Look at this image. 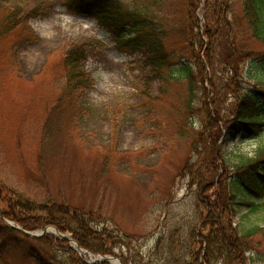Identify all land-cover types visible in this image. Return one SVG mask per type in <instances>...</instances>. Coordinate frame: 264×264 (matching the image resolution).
I'll return each mask as SVG.
<instances>
[{
  "label": "rangeland",
  "instance_id": "1",
  "mask_svg": "<svg viewBox=\"0 0 264 264\" xmlns=\"http://www.w3.org/2000/svg\"><path fill=\"white\" fill-rule=\"evenodd\" d=\"M68 1L0 0V27L5 26L7 16L22 11L19 27L0 38V179L36 200L44 199L48 188L63 201L101 208L106 226L121 241L116 254L128 258V264H146L154 260L152 248L164 232L182 229L186 233L197 223L194 196L188 193L186 182L177 178L189 149L159 132L155 119L159 110L144 96L147 69L143 54L119 51L109 30L90 14L69 11ZM121 1L124 9L144 3ZM168 1L174 4L179 21H185L190 40L193 30L203 35L206 48L201 55L207 57L205 0L192 14L185 9V0ZM40 5L42 15H33ZM194 13L198 23L193 26L190 16ZM242 39L264 51V45ZM217 44L214 68L219 70L224 68L225 45ZM80 47L86 50L82 69L91 86L70 103L62 100L64 54ZM183 47L182 43L179 48ZM242 75L246 85L254 84L253 79L264 77V69L245 65ZM159 86L158 81L151 84L147 90L151 97L159 96ZM206 86L210 87L209 80ZM230 99L224 106L227 111L234 103ZM164 111L169 117V110ZM46 120L55 129L41 161L45 151L41 131ZM259 141L246 135L235 143L226 135L220 139L225 149L237 147L250 154ZM235 208L234 223L241 232L264 226L260 211L251 212L243 205ZM254 240L263 253L264 237L258 235ZM180 248L162 264L177 262L183 252ZM0 264L34 263L19 249L14 255H0Z\"/></svg>",
  "mask_w": 264,
  "mask_h": 264
},
{
  "label": "trees",
  "instance_id": "2",
  "mask_svg": "<svg viewBox=\"0 0 264 264\" xmlns=\"http://www.w3.org/2000/svg\"><path fill=\"white\" fill-rule=\"evenodd\" d=\"M201 1L185 0V9L192 14ZM66 6L69 11L97 17L113 34L119 51L143 54L147 69L144 96L159 110L155 111L159 132L189 149L177 178L186 182L188 193L194 196L197 223L186 233L182 229L164 232L152 248L154 260L146 264H162L178 246L183 252L174 264H264V252L254 240L258 235L264 237V226L241 232L234 223L237 205L264 216V77L253 79L255 83L248 87L242 75L245 65L264 69V51L255 50L242 39L264 45V0H205V36L209 39L205 58L201 55L206 48L203 35L193 30L190 40L185 21H179L174 4L168 0H144L129 9H124L121 0H69ZM41 9V5L35 7L33 15H42ZM21 13L7 16L5 26L0 27V38L19 27ZM190 17L193 26L197 25L195 13ZM219 41L225 45V61L221 62L224 68L218 70L214 68V56ZM86 57L83 47L64 54L62 100L73 103L91 86L82 69ZM155 81L160 84L159 96L151 97L147 90ZM230 97L234 103L227 111L224 106ZM54 129L55 125L46 120L41 131L45 150L41 161ZM224 130L233 142L241 135L262 141L251 154L237 147L227 150L220 144ZM0 203L4 205L3 218L27 230L55 226L63 233H72L82 248L96 254H114L121 243L106 226L101 208L63 201L48 188L46 197L36 200L0 179ZM19 249L34 264H87L67 241L51 235L28 238L0 218V255H14ZM121 258L128 264V258Z\"/></svg>",
  "mask_w": 264,
  "mask_h": 264
},
{
  "label": "water",
  "instance_id": "3",
  "mask_svg": "<svg viewBox=\"0 0 264 264\" xmlns=\"http://www.w3.org/2000/svg\"><path fill=\"white\" fill-rule=\"evenodd\" d=\"M6 223L8 225H10L12 228H16L21 230L26 236L28 237H32V238H38L46 233H48L50 230L47 228L45 230H43L42 232L39 233H33V232H29L26 230H23L22 228L15 226L13 223H11L10 221L6 220ZM56 234L61 236L63 239H68L67 236L61 234L60 232H58L57 230H55ZM118 261V263H116ZM95 262H109V263H113V264H123V262L115 257H111V256H101L100 258H96Z\"/></svg>",
  "mask_w": 264,
  "mask_h": 264
}]
</instances>
